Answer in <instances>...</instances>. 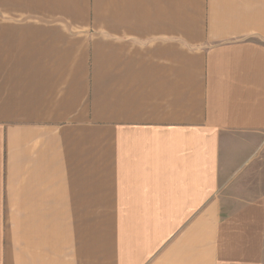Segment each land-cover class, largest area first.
<instances>
[{"label": "crops", "instance_id": "obj_1", "mask_svg": "<svg viewBox=\"0 0 264 264\" xmlns=\"http://www.w3.org/2000/svg\"><path fill=\"white\" fill-rule=\"evenodd\" d=\"M0 264H264V0H0Z\"/></svg>", "mask_w": 264, "mask_h": 264}]
</instances>
